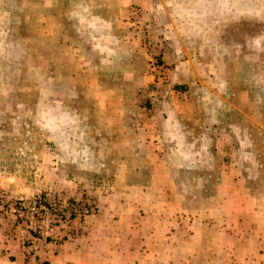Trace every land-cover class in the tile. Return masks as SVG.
<instances>
[{"label":"rangeland","instance_id":"rangeland-1","mask_svg":"<svg viewBox=\"0 0 264 264\" xmlns=\"http://www.w3.org/2000/svg\"><path fill=\"white\" fill-rule=\"evenodd\" d=\"M21 198L99 212L31 225ZM120 203L169 223L139 264H264V0H0V264L72 254Z\"/></svg>","mask_w":264,"mask_h":264},{"label":"crops","instance_id":"crops-1","mask_svg":"<svg viewBox=\"0 0 264 264\" xmlns=\"http://www.w3.org/2000/svg\"><path fill=\"white\" fill-rule=\"evenodd\" d=\"M155 178L153 176V180ZM143 193L145 192L143 191ZM116 196L118 194L111 195L113 198ZM122 201L126 202L125 199ZM153 209L154 207L130 206L126 203L106 206L101 216L95 221L86 223L80 240L68 243L67 247L72 250V254H69L68 251H62L58 254L41 252L40 256L52 264H60V262L66 261L74 264H78L80 261H82V264H99V262L107 261L112 255H118L116 259L122 261L127 259L126 253H131L132 264H139L143 259L153 261L156 259V252L154 253L152 250L153 246H165L167 243L166 239H169L166 237L161 241L153 239L156 231L163 234L169 233L167 232L169 223H166L163 218L160 219L163 221L154 222L150 215ZM137 213H139V218L135 219L129 227L130 234H133L132 237H128L125 240L116 237V231H111V229L113 227L120 229L119 224H122V222L118 218L121 219L124 215ZM154 227L157 229L156 231ZM108 249L109 252L107 251ZM165 253L166 251L162 252L164 256ZM43 264L48 263L44 262Z\"/></svg>","mask_w":264,"mask_h":264},{"label":"built area","instance_id":"built-area-1","mask_svg":"<svg viewBox=\"0 0 264 264\" xmlns=\"http://www.w3.org/2000/svg\"><path fill=\"white\" fill-rule=\"evenodd\" d=\"M5 205L10 209V212L14 214L17 213L20 217H24V215L30 216L31 219L34 220L30 222L31 225H33L34 222H44L42 219L45 220L49 214V216L53 217L52 222L55 227L59 225L68 227L78 220L94 216L99 212L97 203L91 200H83L82 202L71 200L70 202H65L61 200L45 201L37 198L28 202L21 198L15 201L8 200L5 202ZM54 226H52L51 232L54 231ZM41 228V225H37L34 228V231L40 235L38 238H35L39 244L41 242H43L44 245L52 243L58 244L56 238H54L52 234L51 237L54 239L53 242H48V238L43 239ZM77 235L78 233L75 232L74 236L70 237V239L76 238ZM48 237H50V235Z\"/></svg>","mask_w":264,"mask_h":264}]
</instances>
